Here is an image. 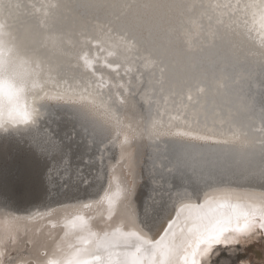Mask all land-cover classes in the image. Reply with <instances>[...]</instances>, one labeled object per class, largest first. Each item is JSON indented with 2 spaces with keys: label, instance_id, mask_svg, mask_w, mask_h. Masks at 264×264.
Wrapping results in <instances>:
<instances>
[{
  "label": "bare ground",
  "instance_id": "6f19581e",
  "mask_svg": "<svg viewBox=\"0 0 264 264\" xmlns=\"http://www.w3.org/2000/svg\"><path fill=\"white\" fill-rule=\"evenodd\" d=\"M11 2L21 7L13 8L7 17L8 29L12 24L22 41H31L27 47L29 55L35 50L41 60L42 70L38 86L28 94L29 103L40 110L37 127L31 132L21 127L20 133L26 135L24 138H15L17 134L14 132L0 135V231L8 227L6 222L11 220L15 221L11 227L18 229L15 231L16 243H6L4 264H37L38 261L52 258L55 253L50 236L59 240L66 231H70L65 225L77 216L86 217L97 232L116 226L126 214L121 210L113 220L108 221L107 206L102 200L110 180L112 190H115L113 169L115 176L120 179L126 178L129 182L135 179L132 207L139 222L149 225L146 230L151 238L158 239L167 228L168 221L174 217L172 203L175 192L171 194L172 200H169L168 192L152 193V184L148 179L153 164L159 171L162 163H169L167 157L171 153L165 149L163 142L159 150L150 146L151 142L147 139L138 142L134 149L133 177L128 174L126 166L122 167L124 161H121L119 146L105 148L104 145H91L86 134L81 133L76 135V143L72 147L73 178L61 181L53 174L49 182L48 174L54 161L38 150L35 141L49 130L61 136L73 132L69 120L72 101L50 98L57 92H75L77 101L80 94L102 92L103 99L120 111L122 119L134 115L135 122L141 124L149 113L154 118L159 113V118L167 122L179 108L193 125L198 120L202 127L207 125L208 128L219 129L222 127L220 115H230L249 132L250 137L260 136L258 130L262 126L264 113V90H259L258 84L264 78V58L260 55L264 31L260 28L259 15L254 18L251 10L245 12L243 9V5L252 0H169L170 3L187 4L190 7L179 20L161 23L151 37L147 32L143 33L144 39L150 40L146 47L151 57L143 48L121 53L118 60L121 67L116 71L104 65L105 58L115 61L117 57L108 56L107 50L100 51L97 41L106 40V34L116 37L118 22L110 11L90 5L120 3L122 0ZM51 4L58 7L51 8ZM237 5H240L239 11ZM45 11L50 14L45 16ZM178 23L185 31L192 33L191 47L178 41L169 43L163 37L169 33L170 27ZM229 24H239L251 30L252 40L236 44L230 36L224 40H213L208 35L217 29L223 32ZM51 34L62 39L56 48L47 42ZM83 56L93 61L94 69L98 70L96 76L92 75L93 69L86 70L83 67ZM149 59L155 63H148ZM101 72L104 74L105 87L98 88L96 81ZM192 79L202 81L206 85L205 92H193V100L188 101L185 89L181 101L177 94L180 86ZM45 93L49 95L46 97ZM185 104L191 106L184 108ZM56 109L61 112H56ZM223 127L228 131L227 125ZM169 139L162 137L161 141ZM21 142L26 144L23 145L27 150L13 153L12 148ZM255 148H259L258 139ZM205 152L206 159L197 161L195 167L203 170L206 178L211 171L214 179H206L195 186L200 196L199 202H203L205 191L214 195L216 188L231 189L240 195L251 193L259 196L264 193V181L259 179L258 174L261 167L258 151L233 159L228 158L226 146L210 143ZM77 169H82L81 175L88 178L87 185L79 182ZM13 171L18 173L14 178ZM187 172L190 175L191 169ZM176 183H183L187 188L194 187L186 179L183 182L177 179ZM149 196L155 198L157 208L146 216L145 206L151 203ZM162 203L166 204L163 211L160 210ZM86 204L91 206L85 207ZM259 235L264 236V232L257 231L250 237H241L240 243L232 244L227 249L250 244ZM29 240L32 242L29 243ZM69 240L75 243L71 236ZM223 248L222 245L218 246L217 251ZM225 262L220 261L221 264ZM241 264L248 263L242 260Z\"/></svg>",
  "mask_w": 264,
  "mask_h": 264
},
{
  "label": "snow or ice",
  "instance_id": "6c2138e0",
  "mask_svg": "<svg viewBox=\"0 0 264 264\" xmlns=\"http://www.w3.org/2000/svg\"><path fill=\"white\" fill-rule=\"evenodd\" d=\"M20 7L11 0H0V126L5 123L15 125L14 133L17 135L21 127L29 132L37 127L40 110L29 103L28 94L38 86L42 70L41 60L35 50L29 55L27 47L12 35L5 23L12 9ZM50 7L56 8L58 5L51 4ZM90 7L110 11L118 22L116 37L106 34V40L97 41L100 51L107 50L108 56L117 57L115 61H108L105 58L104 65L116 71L121 67L118 62L121 53L139 51L143 48L151 57V52L146 47L150 40H145L143 33L147 32L151 37L161 23L172 19L179 20L190 5L174 4L169 0H122L120 3ZM239 9L240 5H237V11ZM243 9L245 12L251 10L254 18L259 15L260 28L264 31V0H252L251 3L244 4ZM49 14L45 11V16ZM219 23L223 24V21ZM111 31L110 28L109 33ZM250 31L239 24H229L223 32L217 29L208 35L213 40L217 38L224 40L230 36L233 43L239 44L252 40ZM167 39L169 43L178 41L191 47L192 33L185 31L178 23L169 28ZM47 42L56 48L62 43V39L51 34L47 37ZM260 55L264 58V37L260 41ZM81 59L83 67L86 70L93 69L92 75L96 76L98 70L94 69L91 58L83 56ZM148 63L155 61L149 59ZM161 71L163 72V69ZM103 75L101 72L99 80L96 81L98 88L105 87ZM48 82L50 81H44ZM185 89L188 101H192L193 92L204 93L206 85L197 79L181 85L177 93L181 101ZM45 95L47 97L49 94ZM50 98L72 101L69 120L73 132L61 136L49 130L35 141L38 150L54 161L48 174L49 182L53 174L61 181L73 178L72 147L76 143V135L81 133L86 134L91 145H104L105 148L110 145L119 146L121 161H124L122 167L126 166L128 174L133 177L134 149L137 148L138 142L147 139L151 142L150 146H154L156 150H159L160 143L163 142L165 149L171 153L167 157L169 163H162L159 171L153 164L148 179L152 184V193L168 192L169 200H172L171 194L175 192V200L172 203L174 217L168 221L167 228L158 239L151 238L146 230L149 225L139 222L138 215L132 207L131 197L135 192V179L131 182L126 178L120 179L115 176L113 169L115 190H112L110 180L109 188L102 198L107 206L106 219L113 220L121 210L126 215L116 226H110L102 232L93 230L86 217L77 216L65 225L70 231H66L59 240L50 236L55 255L50 259L38 261L37 264H212V257L219 254L218 246L228 248L232 244L240 243L241 237H250L257 231L264 232V193L259 196L251 193L240 195L231 189L216 188L214 195L205 191L201 203L195 189L200 182L214 179L211 171L206 178L204 171L195 167L197 161L206 159L205 149L210 143L226 146L228 158L233 159L258 151L261 161L258 174L259 179L264 181V113L261 118L262 126L258 130L260 136L254 138L250 137L249 132L240 123L225 114L219 117L222 126L219 129L208 128L207 125L202 127L198 120L193 125L179 108L167 122L159 118V113L156 118L149 113L141 124L135 122L134 115L122 119L120 111L103 99L102 92L80 94L78 101L76 93L69 91L57 92ZM190 106L183 105L184 108ZM224 125H227L228 131L224 130ZM162 137L171 139L161 141ZM257 139L258 150L255 148ZM188 169H191L190 175ZM81 173L82 169H77L76 177L80 183L87 185L89 180ZM177 179L181 182L186 179L194 187H184L183 183L178 185ZM149 200L151 203L145 206L146 216L154 213L157 208L155 198L149 196ZM165 207L166 204L162 203L160 210L163 211ZM6 223L9 226L0 231V264H4L6 243L8 241L16 243L15 231H18L11 227L15 223L14 220ZM70 236L75 243L69 240Z\"/></svg>",
  "mask_w": 264,
  "mask_h": 264
},
{
  "label": "rangeland",
  "instance_id": "374dc122",
  "mask_svg": "<svg viewBox=\"0 0 264 264\" xmlns=\"http://www.w3.org/2000/svg\"><path fill=\"white\" fill-rule=\"evenodd\" d=\"M233 248L229 249L231 251L220 249L219 254L213 256L212 264H221L222 260L226 261L224 264H241L242 260L248 264H264V236L259 235L256 241Z\"/></svg>",
  "mask_w": 264,
  "mask_h": 264
},
{
  "label": "water",
  "instance_id": "95a60500",
  "mask_svg": "<svg viewBox=\"0 0 264 264\" xmlns=\"http://www.w3.org/2000/svg\"><path fill=\"white\" fill-rule=\"evenodd\" d=\"M8 22H9V19H6V21H5V23L6 24H8ZM10 24H11V22H10ZM10 26V28L8 29L11 33H12V35L13 36H15V37H17L18 38V40H19V42L20 43H22L23 45H25L26 47H28V43L29 42H31V41H22V39L19 37V35L18 34H16V31L14 30V28L12 27L13 25L11 24V25H9ZM168 34L169 33H165V35L163 36L165 39H167V37H168ZM217 40V39H216ZM258 83V82H257ZM258 88H259V90H264V78L259 82V84H258ZM31 104V103H30ZM56 112H61V110L60 109H56ZM15 136V138H24L26 135H23V134H19V135H14ZM24 142H21L20 143V145H18V146H14L13 148H12V151H13V153H18V152H21V151H25V150H27V148L25 147L26 146V144H24ZM0 149H1V143H0ZM21 168V167H20ZM12 175H13V178L14 177H16L17 175H18V173L16 172V171H13V173H12ZM14 180H16V179H14ZM91 194V193H90ZM91 195H93V194H91ZM86 196V195H85Z\"/></svg>",
  "mask_w": 264,
  "mask_h": 264
},
{
  "label": "clouds",
  "instance_id": "9594fccd",
  "mask_svg": "<svg viewBox=\"0 0 264 264\" xmlns=\"http://www.w3.org/2000/svg\"><path fill=\"white\" fill-rule=\"evenodd\" d=\"M14 130L15 125L5 123L3 126H0V135H7L9 132H14Z\"/></svg>",
  "mask_w": 264,
  "mask_h": 264
}]
</instances>
